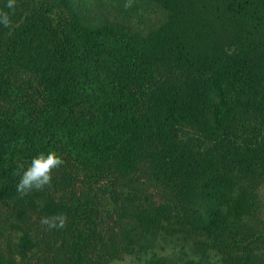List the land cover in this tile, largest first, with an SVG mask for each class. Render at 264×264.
I'll list each match as a JSON object with an SVG mask.
<instances>
[{
    "label": "trees",
    "instance_id": "trees-1",
    "mask_svg": "<svg viewBox=\"0 0 264 264\" xmlns=\"http://www.w3.org/2000/svg\"><path fill=\"white\" fill-rule=\"evenodd\" d=\"M150 1L0 0V264H100L103 213L148 264H264V0ZM144 172L170 204L143 207Z\"/></svg>",
    "mask_w": 264,
    "mask_h": 264
},
{
    "label": "rangeland",
    "instance_id": "rangeland-1",
    "mask_svg": "<svg viewBox=\"0 0 264 264\" xmlns=\"http://www.w3.org/2000/svg\"><path fill=\"white\" fill-rule=\"evenodd\" d=\"M143 4L141 6L142 17L146 20L149 17H158L162 14V9L160 5L154 3L150 0H143ZM143 178L141 180V184H137V188H140V201L143 207H150L155 204L158 206L166 205L171 203L170 194L168 191L161 189L158 185L150 180H148V173L144 172L141 175ZM147 179V181H146ZM262 196L264 197V190L262 192ZM107 216V215H106ZM264 212L259 217V221L264 222ZM113 226V221L111 219L105 218L104 213L102 214L101 225H100V247L98 250V259L100 264H148L151 258L155 255L153 251H144L141 254V257L138 255L130 256L128 252L124 251V242L125 235L122 231L121 225ZM126 229L130 227V225L124 226ZM123 227V229H124ZM114 248V253L110 255V250ZM157 256L162 255V253L156 254ZM186 253L180 252L179 257L185 258ZM205 264H223L219 259V254L215 252V250L210 251V253L205 257Z\"/></svg>",
    "mask_w": 264,
    "mask_h": 264
},
{
    "label": "clouds",
    "instance_id": "clouds-1",
    "mask_svg": "<svg viewBox=\"0 0 264 264\" xmlns=\"http://www.w3.org/2000/svg\"><path fill=\"white\" fill-rule=\"evenodd\" d=\"M15 6L16 0H7L6 7L12 10L13 13ZM132 6L133 0H125V9H129ZM0 24L5 27H10L11 19L8 12L0 11ZM63 163L64 161L55 151H50L47 154L40 153L32 159L30 165L22 174L17 173L20 178L16 185V191L23 197L34 190L41 191L46 186L51 187L53 170L61 167ZM41 223L49 229L63 228L66 224V217L63 214L53 217H42Z\"/></svg>",
    "mask_w": 264,
    "mask_h": 264
}]
</instances>
